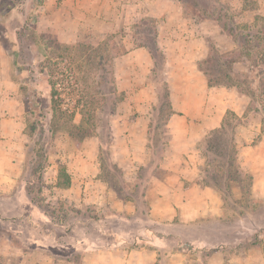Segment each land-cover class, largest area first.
<instances>
[{
    "label": "crops",
    "instance_id": "1",
    "mask_svg": "<svg viewBox=\"0 0 264 264\" xmlns=\"http://www.w3.org/2000/svg\"><path fill=\"white\" fill-rule=\"evenodd\" d=\"M220 1L228 2L231 10L246 11L247 19L237 24H255L249 17L251 0ZM41 13L44 26L54 28L64 44L81 42L90 33L113 36L123 48L111 68L115 91L125 100L108 128L111 161L124 173L126 195L101 178L98 147L85 149L76 166L67 169L70 187H58L59 173L55 177L59 196L76 209L90 206L93 216L81 214L73 223H56L32 203L25 187L30 181L20 182L25 180L29 142L21 70L14 67L15 56L0 35V192L16 200L12 220L18 222L9 225L10 234L2 239L7 247L20 264H157L159 251L162 264H186L180 247L212 250L207 264H225L223 250L216 249L242 242L243 206L237 198L244 191L240 185L217 187L203 176V166L210 162L201 143L227 127L229 114L243 118L253 97L232 82L211 83L201 68L211 52L208 39H215L206 27L221 31L224 25L218 18L188 13L183 0H45ZM150 22L155 26L156 51L163 55L160 68L153 48L135 44L140 41L137 27ZM157 76L167 88L170 113L161 135L165 148L155 161L147 144L154 130L153 107L161 99ZM237 161L250 180L248 197L264 198V138L253 149H238ZM145 167L154 170L149 178L139 175ZM137 191L140 197L134 195ZM6 212L0 226L9 219ZM229 261L242 264L244 258Z\"/></svg>",
    "mask_w": 264,
    "mask_h": 264
},
{
    "label": "rangeland",
    "instance_id": "2",
    "mask_svg": "<svg viewBox=\"0 0 264 264\" xmlns=\"http://www.w3.org/2000/svg\"><path fill=\"white\" fill-rule=\"evenodd\" d=\"M183 1L188 3V13L199 14L200 18H218L224 25L221 31L213 25L206 27L215 38L208 39L210 56L201 64L209 81L232 82L242 92L253 97L243 118L229 114L227 127L209 135L201 143V148L204 149L202 153L206 161L210 162L209 166H203V176L208 177L211 184L227 190L232 185L234 188L242 186L244 193L237 199L243 209L247 210H241V216H244L241 244L219 247L216 250H223L225 264H239L229 261L233 258H242V261L244 258L242 264H264V198L248 197L250 180L237 161L238 149H253L264 138V0L250 2L252 4L249 6L254 7L249 11V17L255 18L253 25L237 24L238 20L247 19L248 14L244 13L246 11L231 10L228 2ZM44 2L45 0H23L17 14L13 12L15 14L12 13L10 20L7 18L9 13L0 19V30L5 34V46L16 58L14 67L21 70L20 95L25 133L31 136L25 180L20 182L26 184V180L31 181L28 186L25 185L29 199L49 213L53 222L70 224L76 218H81L78 215L83 214V218L93 216V209L85 205L76 209L75 204L61 198L59 190L55 189V177L62 168L73 169L76 159L85 149H101L98 157L101 178L119 189L121 195H126L121 180L124 173L111 161L112 152L109 149L112 138L108 128L111 116L121 111L125 100L123 93L115 91L111 68L114 56L120 54L123 48L117 46L113 36L103 37L90 33L85 34L84 40L76 44L62 43L60 34L54 28H46L39 19L43 16L41 12ZM7 3L8 0L1 2L0 10L3 13ZM133 30L135 31L134 28ZM224 32L231 33V37L224 36ZM135 33L140 40L135 44L156 50L153 23L137 27ZM217 44L221 47L217 48ZM162 62L163 55L160 52L157 60L159 68ZM231 72L234 73L233 78L230 76ZM155 80L160 85L161 99L157 107H153L154 130L149 137L147 149H152L153 160L156 161L161 156L163 146L165 148L161 135L166 116L170 112L162 77L157 76ZM255 128L260 131L257 132ZM39 167L43 176L37 179V175L33 179L34 172ZM145 169L140 170L139 175L149 178L154 170L149 167ZM20 182L16 185V190H19ZM140 194L141 191L134 192L137 197ZM16 206L14 198L7 199L0 192V218H3L5 211L9 218H5L8 220L5 226H0V264H20L19 257L16 258L15 252L2 240L10 234L9 225H18L17 221L12 220ZM4 232L5 235H2ZM135 246L140 247L141 244H134L133 247ZM180 250L187 255L186 264H207L213 252L208 249L199 251L192 247H180ZM161 254L163 252L159 251L157 264H162L164 260Z\"/></svg>",
    "mask_w": 264,
    "mask_h": 264
},
{
    "label": "trees",
    "instance_id": "3",
    "mask_svg": "<svg viewBox=\"0 0 264 264\" xmlns=\"http://www.w3.org/2000/svg\"><path fill=\"white\" fill-rule=\"evenodd\" d=\"M22 3H23V0H8V3L5 5L4 13H3V11L0 10V19H2V17H5V16L10 14L9 17H7L10 20L12 13L15 12L17 14V10H18L19 7H21ZM185 4L187 5L188 3L185 2ZM15 13H13V14H15ZM2 14H3V16H1ZM0 35H2L3 37L5 36L4 32H2V30H0ZM154 52H155L154 53L155 57L158 60V54L159 53H157L156 50ZM15 61H16V58H15ZM153 72H156V71H153ZM165 90H167V88ZM29 138L31 139L30 135H29ZM27 156L29 158V154H27ZM39 169H41V167H39L38 169L35 170V172H34L35 174L33 175V179L36 178L37 175H38L37 179L40 178V177L42 178L43 173L41 174ZM25 170L27 171V163L25 165ZM70 186H71V177H70L69 173L67 172V169L66 168H62L60 170V172H59L58 187L68 188Z\"/></svg>",
    "mask_w": 264,
    "mask_h": 264
}]
</instances>
